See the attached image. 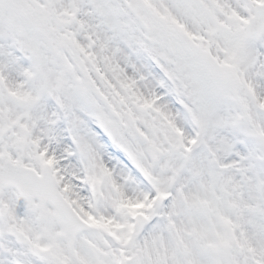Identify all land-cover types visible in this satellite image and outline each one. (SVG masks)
Instances as JSON below:
<instances>
[{
  "label": "snow or ice",
  "instance_id": "6c2138e0",
  "mask_svg": "<svg viewBox=\"0 0 264 264\" xmlns=\"http://www.w3.org/2000/svg\"><path fill=\"white\" fill-rule=\"evenodd\" d=\"M0 264H264V0H0Z\"/></svg>",
  "mask_w": 264,
  "mask_h": 264
}]
</instances>
